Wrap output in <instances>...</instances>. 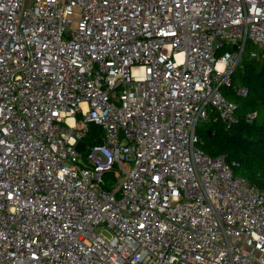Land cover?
I'll use <instances>...</instances> for the list:
<instances>
[{
	"label": "built area",
	"instance_id": "obj_1",
	"mask_svg": "<svg viewBox=\"0 0 264 264\" xmlns=\"http://www.w3.org/2000/svg\"><path fill=\"white\" fill-rule=\"evenodd\" d=\"M249 42L264 0H0V264H264V191L196 133Z\"/></svg>",
	"mask_w": 264,
	"mask_h": 264
},
{
	"label": "trees",
	"instance_id": "obj_2",
	"mask_svg": "<svg viewBox=\"0 0 264 264\" xmlns=\"http://www.w3.org/2000/svg\"><path fill=\"white\" fill-rule=\"evenodd\" d=\"M233 80L247 87L245 97L234 94L229 87L223 94L235 103V121L224 129L221 121L214 118L202 121L196 128L197 146L211 157L222 155L227 162H234L233 172L244 177L264 191V54L243 58L233 75ZM255 112L246 120L245 115ZM100 132L92 124L85 142H98Z\"/></svg>",
	"mask_w": 264,
	"mask_h": 264
},
{
	"label": "rangeland",
	"instance_id": "obj_3",
	"mask_svg": "<svg viewBox=\"0 0 264 264\" xmlns=\"http://www.w3.org/2000/svg\"><path fill=\"white\" fill-rule=\"evenodd\" d=\"M75 24V23H74ZM251 51H257V54L260 52V49L258 47H256L255 45H253L252 43H248L246 45V48H245V53H244V56L243 58H248L249 57V53Z\"/></svg>",
	"mask_w": 264,
	"mask_h": 264
},
{
	"label": "water",
	"instance_id": "obj_4",
	"mask_svg": "<svg viewBox=\"0 0 264 264\" xmlns=\"http://www.w3.org/2000/svg\"><path fill=\"white\" fill-rule=\"evenodd\" d=\"M76 147L78 150H83V144L81 142H78Z\"/></svg>",
	"mask_w": 264,
	"mask_h": 264
}]
</instances>
